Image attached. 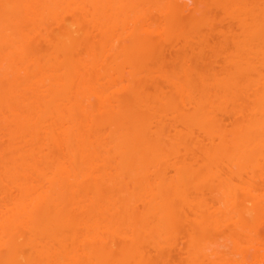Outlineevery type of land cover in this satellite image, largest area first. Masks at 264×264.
<instances>
[{"label":"bare ground","instance_id":"6f19581e","mask_svg":"<svg viewBox=\"0 0 264 264\" xmlns=\"http://www.w3.org/2000/svg\"><path fill=\"white\" fill-rule=\"evenodd\" d=\"M94 4L100 33L113 15L142 49L153 30L132 0H0V264H149L142 231L158 249L180 205L195 208L191 244L207 250L191 264H264V72L250 88L118 80L95 49Z\"/></svg>","mask_w":264,"mask_h":264},{"label":"rangeland","instance_id":"374dc122","mask_svg":"<svg viewBox=\"0 0 264 264\" xmlns=\"http://www.w3.org/2000/svg\"><path fill=\"white\" fill-rule=\"evenodd\" d=\"M132 2L136 6L135 8L137 9V11L134 9L135 12H140L139 14H141V17H142V19H141L142 23L141 24L144 25L143 27L141 25V27L142 28L146 27V29H148L149 32H151L150 30L154 31V32L152 31L151 32L152 34H150L147 31H144L145 29L143 30L141 28L143 30V32L141 31L142 33L139 34V36H140L139 38H142V41H141V39L139 40L137 37V39L139 40L138 45L140 44V42H141V44H143L142 46L139 45L140 49L142 47V49L140 51L138 48H136L137 44H136V47H134L135 44L134 45L131 44V46H130V43H133V40H131V37L128 38V35H129L128 33H129V30L131 29L129 27L130 25L127 26L130 28L129 30H127L128 29L127 27H126L127 29H125L124 28L125 26L124 27L121 25H117V26L115 25L114 26L115 21L113 20V17H114L113 15H112L113 17L112 16L107 17V21H106V25H105V29H106L105 30V36L102 32L100 33V21H99L100 5L94 4V7H93V17H94V30H93L94 37H93V39L95 42L96 52L99 53V52H101V50L103 51V56H104L106 67L110 71L116 72V76H117L118 80L127 81L129 78L134 77V81L144 85L143 87L145 89H146L145 86H148L147 90H150L151 89L150 87H152V85L154 86V84H156V85L158 84L160 86H163L164 88L166 87V90H167L168 85L185 84V83L198 84V85H213L216 83H225L229 86L242 85V84H245L246 82H248L250 80L252 81V79L257 78V75H256L257 73H259L261 71L264 72V64H263L264 28H263V25L261 23V13H262L263 0H199L198 2L194 1V0H132ZM134 10H133V12H134ZM244 14L246 15L245 21H243L241 19V17ZM154 29H156V30H154ZM123 30H125L126 32L125 31L123 32ZM155 31L159 35H155L154 34ZM122 33H123V35H122ZM147 33L149 36L151 35L150 36L151 39L147 38V36H148ZM160 33L162 34L161 36H160ZM101 34H103L104 37L101 36ZM142 34L147 35L145 39H144V36ZM125 35H127V40L123 41L126 39ZM131 35L132 34L130 33L129 36H131ZM121 36L125 39L121 38ZM132 36H135V35H132ZM156 36H158L159 38ZM118 37H119V39H118ZM133 38L134 37H132V39ZM134 43H135V41H134ZM102 44H103V46H102ZM125 45L130 46V47H127V48H129L128 50L125 48ZM185 73H186V75H185ZM249 83H246V84L249 85ZM253 85H255V84H253ZM250 86L251 85H249V88H250ZM166 90L164 92H166ZM250 93H251V90H250ZM242 95H244V94H242ZM230 96H227L226 102L228 101V104L233 106V104L231 102H229L230 99L232 98V102L237 101L238 99L235 95H232L231 98H228ZM234 96L236 98H233ZM238 96H240V94ZM246 96H248L247 93H246ZM246 96H245V98H246ZM243 102H244V100H243ZM233 103L236 104L238 102H233ZM140 105H141V103H140ZM141 106L145 107V105H141ZM180 106H181V104H180ZM136 107H138V106L136 105ZM181 107H184V106L182 105ZM224 107H225V105H224ZM228 107H230V106H228ZM134 108H135V105H134ZM145 108H143V109H145ZM141 109H142V107H141ZM230 111H231V109H230ZM232 114L230 113V115H232ZM222 115H224V114H222ZM149 116H151V115H149ZM225 116L229 117L230 120L235 118V115L234 116L232 115V117H233L232 119L229 115H225ZM225 116L223 117L224 120L226 119L224 121V123L227 124V127L230 128V126H231L230 122L231 121L229 120V118H227ZM163 118H164V116H163ZM169 119L170 118H168V121H169ZM172 120H173V118H172ZM165 121H167V120H165ZM151 122H153V119H151ZM151 122H150V124H151ZM173 123H175L176 125H179L175 121ZM221 123L224 127H226V125L223 124V121H221ZM169 124L172 125V123H169ZM229 124H230V126H228ZM154 126H156V125H154ZM167 127L169 128V125ZM171 129L172 128L170 127V130ZM166 130H167V128H166ZM166 130H165V133H166ZM167 132H169V131H167ZM196 150L197 149H194L192 151L195 152ZM183 152H185V151H183ZM196 152H195V154L194 153L193 154L197 156V154H199V153H196ZM194 155L185 156V158H183L186 160V157H188L187 159L189 160V162L187 163V165H191L190 162L192 163V161H194V160H192L195 158V157L193 158ZM176 156H178V154ZM179 157L181 158V156H179ZM182 157H183V155H182ZM195 161H199V159L198 160L195 159ZM181 162H184V161H181ZM184 164L186 165L185 162H184ZM192 164H194V163H192ZM193 166H195V165H193ZM166 171H167V169H166ZM169 171L173 172L172 169H169L167 171L169 174H171ZM234 179H235V177H234ZM237 183H240V182H237ZM203 194H205L204 196H206V194H208V191H207V193L205 192ZM211 194L212 193H210V195ZM211 197H213V196H210V197L208 196L209 199L207 201H209V200L211 201L213 199ZM211 202H213V201H211ZM207 204H210V203L208 202ZM126 205L127 204H125V206ZM132 205L134 206V204H132ZM137 205H142V204L136 203L134 206L135 209L136 208L138 209L139 206H137ZM209 206H211V205H209ZM118 207H120V205ZM208 207H207V209H208ZM114 208H116V207H114ZM137 209L135 210L136 212L133 210H129V208L127 210L131 211L132 213L134 212L133 215H135V214L138 215V212H140L139 210L141 208L138 210V212H137ZM205 209H206V205H205ZM150 210H149V213H150ZM114 211L116 212V210H114ZM142 211H141V214H142ZM194 211H195V208H194V210H192L188 205H180L177 207L176 214H175L176 216L174 215L176 218L174 220V223L170 227L169 231L166 230L167 232H165V234L162 237H160L162 234L159 235V237H158V238H160L158 241L161 242L160 247L158 249L154 248L155 244L157 243L156 242L157 240L153 239L151 237V235L149 233H147V230H145V231L141 230L144 234H142L140 236L145 237V234L150 235V237H149V235H147L145 238L139 237L140 239H142L141 246H143L142 248H144V250H145V252L149 258V262H148L149 264H191V262L192 263H194V262L198 263L199 257H197V256L194 257L193 251H196V250L200 251L202 249L201 247L203 246V244H200L202 246H200V247L198 246V247H196V249L194 248V245L196 243L197 244L199 242L202 243V241L198 240L199 236L197 237V234H199V233L198 232L195 233V230H197L195 228L198 227V225L195 228L193 227L194 222H196V221H194L195 215H196V212L194 213ZM208 211H209V209H208ZM118 214H120V213H118ZM125 214H124V216H125ZM144 214H146V213L144 212ZM155 214L156 213H154V215ZM98 215H99L98 219L100 218V220H99V222H95V223H97L99 225L106 224L104 222L106 220V216L108 215V214L106 215V211L102 212ZM111 215L113 216L114 214H110V217H111ZM147 215H149V217H150V214H147ZM154 215L152 214L150 221H153V222L156 221L154 218ZM71 216H73V214H71ZM78 216H79V214L77 215V217ZM80 216H82V215H80ZM135 216H133V219ZM156 216H158V215H156ZM160 216H161V213H160ZM146 217H148V216H146ZM198 217L199 216L197 215V218ZM111 218H113V217H111ZM111 218H110V220H111ZM127 218H125V219L123 218L122 223H124V221L126 223L128 220ZM129 218H132L131 215L129 216ZM136 218H138V216ZM136 218L134 219V221L135 220L137 221ZM197 218H196V220H197ZM133 219H130V221ZM92 220H90V221H92ZM113 220L114 219H112V221ZM142 220L143 219H141V221ZM116 221L118 222V220H116ZM141 221H139V222H141ZM145 221H147V220L145 219L144 223H145ZM83 222L84 221H82V223ZM139 222L138 223L136 222V224H137V226H138V224H140L139 226L142 228V225ZM171 222H173V221H171ZM142 223H143V221H142ZM159 223H161V222H159ZM128 224L130 225V223H128ZM147 224H146V226H147ZM154 224L157 225L158 223L155 222ZM73 225H71V226H73ZM131 225H135V224L132 222ZM166 225H168V224H166ZM75 226H77V225H75ZM107 226H109V225L107 224ZM126 226H127V224H125V227ZM130 226H128V227H130ZM135 226H133V227H135ZM154 226H152V228H151L152 230L149 229L148 231L149 232L153 231ZM80 227H82V226H80ZM103 227H105V226H103ZM125 227H123V230ZM140 227H139V231H140ZM167 227H164V228H167ZM76 228H78V226ZM120 228H122V226ZM130 228H129V230H130ZM147 228H148V226H147ZM193 228H194V230H193ZM119 230L121 231L122 229H119ZM123 230L121 232H123ZM129 230H127V231H129ZM136 230H137V228L135 229V231ZM120 231H118V232L120 233ZM209 231L210 230L208 229V232ZM211 231H210L209 235L211 234ZM140 232H139V234H140ZM154 232H153V234H154ZM115 233H117V232H115ZM137 233H138V231H137ZM155 234H156V232H155ZM215 234H216V232H215ZM71 235H73V234H71ZM116 235H118V234H116ZM121 235H122L121 237H123V233ZM205 235L206 236H204V234H203V237H207L206 233H205ZM216 235H215V237L217 238ZM113 236H115V235L113 234ZM113 236H112V238L115 239L116 236L115 237H113ZM200 236L202 237V235H200ZM213 236H214V234L212 235V239L214 238ZM118 237H116V239H115L116 241L114 240L115 244H118L119 241L121 240V238H119V240H117ZM77 238H78V236H77ZM150 238H152L153 240ZM210 239H211V236L208 240L205 239V241H209L211 243L210 244L211 248L209 246V248L211 250L209 248H208V250L212 251V249L215 247L216 240L214 238L213 240L211 239V241H210ZM154 240H155V243L153 242ZM191 241H193V242H191ZM219 241H223V239L219 240ZM116 242H118V243H116ZM69 243H70V241H69ZM191 243H193L194 245H192ZM204 243H206V242H204ZM204 245L208 246V243H206ZM207 246H206V248H207ZM203 248H205V247H203ZM206 248H205V250H206ZM202 250L203 251H201V252L203 253L204 249H202ZM210 251H209V253H210ZM201 252L200 253L198 252L200 255H198V253L197 254L195 253V255L202 256ZM205 254H203V255H205ZM208 256L205 257L206 262L203 261L204 259L202 260L206 264H207L206 259ZM194 258H195V260L196 259L197 260L192 261V260H194ZM203 262H202V264H203Z\"/></svg>","mask_w":264,"mask_h":264}]
</instances>
